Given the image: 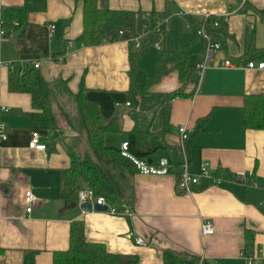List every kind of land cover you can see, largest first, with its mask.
<instances>
[{
    "label": "crops",
    "instance_id": "obj_1",
    "mask_svg": "<svg viewBox=\"0 0 264 264\" xmlns=\"http://www.w3.org/2000/svg\"><path fill=\"white\" fill-rule=\"evenodd\" d=\"M25 5V16L12 19L17 28L0 34V120L6 134L0 139V264H23L25 250H37L34 264H53V252L69 247L70 225L78 220L85 239L118 255V264H164L167 251L191 264H245L249 254L253 264H264V130L245 129L241 123L245 95L264 93V69L244 66L245 60L264 55V0H107L109 9L154 12L156 30L161 32L155 41L159 47L149 43L137 49L125 37L77 46L75 39L83 31L81 1L0 0V17L7 7ZM206 16L222 20L226 29L210 66L197 82L187 84L181 83L176 70L168 71L149 90L165 93L180 88L185 95L143 112L152 132L164 128V147L146 159L157 162L167 156L170 172L141 174L130 165L122 166L121 198L107 203L116 206L117 213L84 212L77 202L67 204L60 194V172L70 165L69 153L59 144L52 146L54 131L48 130H39L46 149L31 147L30 113L37 108L29 93L10 89L8 67L1 63L29 67L39 63L34 69L43 79L40 92L52 102L58 97L60 114L67 112L70 95L81 90L103 120L116 121L117 129L105 133L104 141L120 147L139 111L126 105L130 52L154 78L157 65L180 41L193 37L191 20ZM49 24H54L51 35ZM199 48L200 40L194 39L188 49ZM225 59L243 66L225 67ZM58 111L52 112L62 125ZM182 125L189 130L184 147L190 172L205 166L209 175L199 177L188 192L175 178L180 171ZM28 189L37 203L26 213ZM203 220L211 222L210 234L202 233ZM136 236L145 244H136Z\"/></svg>",
    "mask_w": 264,
    "mask_h": 264
},
{
    "label": "trees",
    "instance_id": "obj_2",
    "mask_svg": "<svg viewBox=\"0 0 264 264\" xmlns=\"http://www.w3.org/2000/svg\"><path fill=\"white\" fill-rule=\"evenodd\" d=\"M74 1L83 3V31L75 39L77 46L96 45L103 41L122 38L125 35L133 38L147 33L141 42L139 47L141 48L145 44L154 43L161 35L160 30H156L157 19L154 12L109 9L102 7L99 0ZM27 11L26 5L3 9L0 17L1 27L4 30L10 28L14 31L17 26L12 25V19L18 16L24 17ZM215 21L213 17L192 19L190 23L193 27V37L180 41L177 48L157 65L154 78L148 77L145 70L137 65V54L130 52L128 97L130 104L139 108V111L133 114L135 125L127 134L129 151L134 155L146 159L149 154L164 147V128L159 132H152L146 114L143 112L157 103H167L175 97L185 95L180 88L165 93L151 92L149 90L151 85L170 70L178 72L183 84L197 82L199 74L196 72L195 65L203 60L206 47V41L198 34V30L203 27L211 40L218 42L220 47L226 35L222 20L219 19L214 24ZM194 39L200 40V48L196 51L188 49ZM129 42L133 46L132 42ZM260 60H264V55ZM34 68L27 64L13 63L8 68L9 87L12 91L27 92L31 95L33 104L37 108V111L30 113L32 126L36 129L52 130L55 128V116L47 105L44 106L45 103L42 105L38 103L39 100L45 102L46 96L40 92L43 79ZM81 93L82 91L79 90L73 95L76 99L78 125L85 131L91 151L99 157L101 162L94 163L85 156L78 157L74 153H69L70 165L60 172L61 198L67 204L76 202L78 191L88 186L96 195H102L108 201L117 202L121 198L118 178L110 175V169L106 168L105 164L132 165L121 156L120 147L108 145L104 141L105 133L117 129L116 121L103 120L97 106L86 101ZM164 119L166 124L168 122V111L166 110ZM241 123L245 129L264 130V93L245 95ZM102 161L106 163L103 164ZM178 174L175 176L176 180ZM36 252L37 250H25L23 264H34ZM119 261L120 257L108 252L103 244L89 242L85 239L83 223L79 220L73 221L70 225L69 247L63 251L53 252V264H118ZM163 261L164 264L192 263V261L179 260L168 251L163 252Z\"/></svg>",
    "mask_w": 264,
    "mask_h": 264
},
{
    "label": "built area",
    "instance_id": "obj_3",
    "mask_svg": "<svg viewBox=\"0 0 264 264\" xmlns=\"http://www.w3.org/2000/svg\"><path fill=\"white\" fill-rule=\"evenodd\" d=\"M209 17V16H206ZM214 20L216 24L218 18L214 17ZM17 25V23H14ZM54 29V24H49V35H51V32ZM5 31L2 28L0 31V34H4ZM120 34H123L122 31H119ZM198 34L205 39L206 41V47H205V54L204 58L202 61L196 63L195 68L196 72L200 75L204 69L210 66V63L213 59L214 52L218 49H220V44L218 42H213L210 38V36L206 33L205 29L201 27L198 30ZM145 38V34L133 37V38H128L126 40L129 41H135L134 42V47L139 48L141 45L142 40ZM154 45L159 47V45L155 42ZM60 59V58H59ZM4 66H7L8 68L12 66L13 62H6V63H1ZM223 65L225 67H239L243 66L241 64H236L232 62L230 59H225L223 61ZM39 66V63H35L34 67L37 68ZM247 68L250 69H255V70H263L264 69V61H253L249 60L246 62L244 65ZM127 106L130 105V102L126 103ZM5 124L2 120H0V139L4 140L6 138L5 134ZM179 132V146H180V154H181V160H180V171L177 176V185L179 188L184 191L188 192L191 190L192 186L199 183V177L201 176H209L207 169L205 166H201L200 170L198 173H192L189 170V163H188V158L187 154L185 152V141L188 138L189 135V130L185 126H179L178 128ZM30 145L33 149L35 150H45L46 149V144L41 140V133L39 129L33 128L32 133H31V139H30ZM120 154L124 158H126L131 165L134 167V169L141 174H152V175H164L168 174L170 172L171 168V161L167 156H162L159 158L157 162H148V160L140 158L133 153L129 151V144L128 141L125 140L121 143L120 145ZM213 182L216 184L219 183V180L216 178H212ZM77 201L79 204L83 202H90L92 204V207L95 204L99 205H107V210H109L112 213H117L119 210L116 206L111 205L110 207L108 206V200L102 196V195H96L93 189L90 187H84L80 189L77 193ZM37 203V198L35 194L31 190H26L24 193V204H25V212L28 213L32 210L33 206ZM126 204H121V207L125 208ZM202 233L204 235L210 234L212 232V224L211 222L207 220H203L202 225ZM135 243L139 245H144L145 241L141 236H136L134 238ZM244 255V254H243ZM253 258L254 256L249 254L245 255V264H253ZM194 264H202V261H199Z\"/></svg>",
    "mask_w": 264,
    "mask_h": 264
},
{
    "label": "rangeland",
    "instance_id": "obj_4",
    "mask_svg": "<svg viewBox=\"0 0 264 264\" xmlns=\"http://www.w3.org/2000/svg\"><path fill=\"white\" fill-rule=\"evenodd\" d=\"M142 34H145V36L147 35V33H142ZM142 34H140V35H142ZM131 42L134 43L135 41L134 42L131 41ZM135 49H137V48H135ZM60 90H62L63 92L61 93ZM64 90H65V88H64L63 83H59V92L61 94H64ZM65 95H66V93H65ZM73 95H70L72 102L70 105H68L67 112L65 111V112H63V114H60V112L58 110H56V104L58 103V99H57L58 97L55 98L53 102H52V100H50V98L45 99V102L41 101V100L38 101V103H40L41 105L45 103L44 106L46 107V105H47L48 109L49 108L51 109V112L52 111L53 112L58 111V113H57L58 119H61V121H62V125H61L60 122L55 119V122H56L55 128L52 130L51 129L48 130L51 132L54 131V135H53V137H51L50 142H51L53 147H56V144H59V145L63 146L67 150L68 153H74L78 157H84L85 156L87 159L93 161L94 163L99 164L101 162V160L99 159V157L94 152L91 151V148H90L88 141L86 139L85 131H83V129L79 128L78 115L76 112V99L74 98ZM62 102H64V100H62ZM52 103H53V108H51ZM36 106H38V105L36 104ZM63 127H65V128H63ZM102 163L105 164L106 162L102 161ZM105 165H106V168L110 169L109 170L110 175L114 176L116 179L119 178V175L121 174L120 170H121L123 165H119V164L112 165L109 163H106ZM86 187H88V186H86ZM76 202L78 203L77 198H76ZM109 206H111L110 203H109Z\"/></svg>",
    "mask_w": 264,
    "mask_h": 264
},
{
    "label": "water",
    "instance_id": "obj_5",
    "mask_svg": "<svg viewBox=\"0 0 264 264\" xmlns=\"http://www.w3.org/2000/svg\"><path fill=\"white\" fill-rule=\"evenodd\" d=\"M100 5L102 7H107V0H101L100 1ZM128 36L125 35V38H127ZM148 162H151L150 159H148ZM79 207L82 211L86 212V211H91V210H95V211H106L107 210V205H99V204H95L92 207V204L90 202H83L81 204H79Z\"/></svg>",
    "mask_w": 264,
    "mask_h": 264
}]
</instances>
